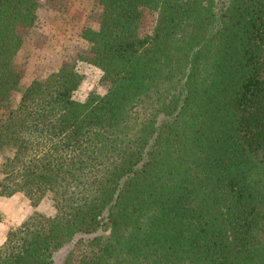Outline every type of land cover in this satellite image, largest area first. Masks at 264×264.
I'll use <instances>...</instances> for the list:
<instances>
[{
    "label": "trees",
    "instance_id": "1",
    "mask_svg": "<svg viewBox=\"0 0 264 264\" xmlns=\"http://www.w3.org/2000/svg\"><path fill=\"white\" fill-rule=\"evenodd\" d=\"M38 1L0 0V195L51 210L0 264L75 233L61 264H264V0H96L86 48L20 88ZM82 62L102 91L75 98Z\"/></svg>",
    "mask_w": 264,
    "mask_h": 264
},
{
    "label": "rangeland",
    "instance_id": "2",
    "mask_svg": "<svg viewBox=\"0 0 264 264\" xmlns=\"http://www.w3.org/2000/svg\"><path fill=\"white\" fill-rule=\"evenodd\" d=\"M220 0H216L219 3ZM33 26L22 42L15 61L21 68L19 87H23L32 78H40L54 70L59 63L74 57L86 48L87 43L80 36L85 25L95 26L99 7L96 0H39L36 7ZM82 79L72 92L73 97L82 98L89 90L102 91L97 79L100 70L90 63H78ZM19 91L12 92L16 100ZM49 212L46 198L31 205L21 192L8 196L0 195V243L9 226L15 225L32 210ZM102 230H97L101 232ZM88 233H75L53 254V264H61L68 252L76 256L81 251L83 240Z\"/></svg>",
    "mask_w": 264,
    "mask_h": 264
}]
</instances>
